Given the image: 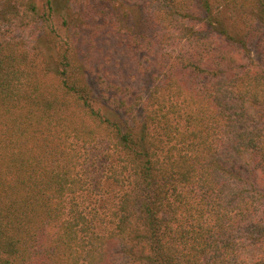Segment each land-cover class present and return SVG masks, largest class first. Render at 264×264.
<instances>
[{
	"label": "trees",
	"instance_id": "obj_1",
	"mask_svg": "<svg viewBox=\"0 0 264 264\" xmlns=\"http://www.w3.org/2000/svg\"><path fill=\"white\" fill-rule=\"evenodd\" d=\"M0 264H264V0H0Z\"/></svg>",
	"mask_w": 264,
	"mask_h": 264
},
{
	"label": "rangeland",
	"instance_id": "obj_2",
	"mask_svg": "<svg viewBox=\"0 0 264 264\" xmlns=\"http://www.w3.org/2000/svg\"><path fill=\"white\" fill-rule=\"evenodd\" d=\"M253 57H254V61H255L256 63H260V62H261V55H260V52L257 51L256 49L254 50ZM101 58H102V59H105V58H103V56H102ZM101 61H102V60H101ZM107 63H109V62H107Z\"/></svg>",
	"mask_w": 264,
	"mask_h": 264
}]
</instances>
